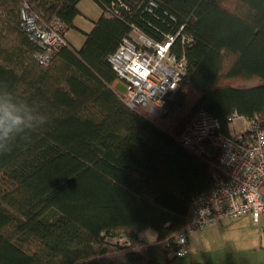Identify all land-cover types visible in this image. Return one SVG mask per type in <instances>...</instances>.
Wrapping results in <instances>:
<instances>
[{
    "label": "trees",
    "instance_id": "1",
    "mask_svg": "<svg viewBox=\"0 0 264 264\" xmlns=\"http://www.w3.org/2000/svg\"><path fill=\"white\" fill-rule=\"evenodd\" d=\"M149 1L96 0L81 45L64 36L45 66L22 0H0V117L22 119L0 138V264H172L193 197L224 176L220 150L181 142L185 126L201 109L226 134L232 112L264 124V0ZM27 2L64 33L79 13V0ZM132 25L159 41L179 31L187 69L159 117L114 87L107 56Z\"/></svg>",
    "mask_w": 264,
    "mask_h": 264
},
{
    "label": "built area",
    "instance_id": "2",
    "mask_svg": "<svg viewBox=\"0 0 264 264\" xmlns=\"http://www.w3.org/2000/svg\"><path fill=\"white\" fill-rule=\"evenodd\" d=\"M21 25L38 48L33 57L41 65L50 63L59 48L66 44L65 25L58 18L48 22L30 10L27 0H22ZM155 6L149 1V11ZM177 33H166L156 40L135 25L129 36L122 38L107 59L124 82L120 93L124 104L130 108L146 109L159 115L164 107V97L175 90L186 72V56L173 49ZM239 116L232 112L227 121ZM242 132L226 134L219 119L207 110H198L183 130L180 140L194 153H206L208 147L220 150L218 162L224 176L215 174L209 190L197 192L190 205V216L176 234L174 256L187 255L189 234L218 224L222 218L249 215L251 221L264 232V124L258 118L247 120Z\"/></svg>",
    "mask_w": 264,
    "mask_h": 264
},
{
    "label": "crops",
    "instance_id": "3",
    "mask_svg": "<svg viewBox=\"0 0 264 264\" xmlns=\"http://www.w3.org/2000/svg\"><path fill=\"white\" fill-rule=\"evenodd\" d=\"M65 35L66 33H64ZM188 236V245L191 252L186 260L196 262V260L202 259L207 264L211 263L209 255L206 254L208 250L216 249L220 255H234L259 248L261 243L264 242V232L251 221L250 216L247 214L235 219L222 218L217 225L196 230Z\"/></svg>",
    "mask_w": 264,
    "mask_h": 264
},
{
    "label": "rangeland",
    "instance_id": "4",
    "mask_svg": "<svg viewBox=\"0 0 264 264\" xmlns=\"http://www.w3.org/2000/svg\"><path fill=\"white\" fill-rule=\"evenodd\" d=\"M77 8L79 13L73 20L74 25L69 26L65 32V37H67L68 41H70L71 44L75 47L81 45L82 41L85 38L84 32H88L92 29V20L97 19L103 13L96 0H79ZM114 83V87L117 92L123 93L125 91L124 82H122L120 79H116ZM161 114L162 112L155 117H159ZM246 127H248V124L246 118L243 115L235 117L228 123V130L232 133L242 132V130L246 129ZM143 238H146L151 242L153 240V232H144ZM111 240L115 241L116 238H113ZM189 253L183 257L176 256L172 264H207L206 261H202V259L196 260V262H193L189 259L186 260ZM206 254L209 255V259L211 260L210 264H264V242L261 243V246L259 248L250 249L248 251L238 254L236 253L234 255H220L218 250L216 249L208 250L206 251Z\"/></svg>",
    "mask_w": 264,
    "mask_h": 264
},
{
    "label": "clouds",
    "instance_id": "5",
    "mask_svg": "<svg viewBox=\"0 0 264 264\" xmlns=\"http://www.w3.org/2000/svg\"><path fill=\"white\" fill-rule=\"evenodd\" d=\"M21 123L22 119L19 116L13 115L11 111L6 112L5 117H0V138H7ZM2 147L0 145V148ZM7 151H11V149H7Z\"/></svg>",
    "mask_w": 264,
    "mask_h": 264
}]
</instances>
